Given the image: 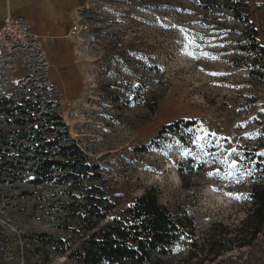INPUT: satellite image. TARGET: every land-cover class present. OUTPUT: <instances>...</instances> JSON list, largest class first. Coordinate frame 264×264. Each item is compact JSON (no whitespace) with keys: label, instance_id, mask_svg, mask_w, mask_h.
I'll use <instances>...</instances> for the list:
<instances>
[{"label":"rangeland","instance_id":"374dc122","mask_svg":"<svg viewBox=\"0 0 264 264\" xmlns=\"http://www.w3.org/2000/svg\"><path fill=\"white\" fill-rule=\"evenodd\" d=\"M242 1L264 46V0ZM227 3L88 0L78 14L80 70L62 85L49 71L0 53V101L11 102L0 106V165L18 161L0 166V264H81L47 241L63 239L71 250L81 249L90 235L69 217L68 186L37 184L30 162L3 143L18 130L16 106L25 99L45 110L56 102L71 137L101 168L104 180L86 184L106 190L115 204L110 218L153 188L162 204L194 219L196 239L168 255L154 254L158 264H264V235L248 246L232 241V250L213 262L204 246L247 216L264 169V81L250 73L253 34ZM185 35L216 58L187 55L199 49L185 47ZM186 121L197 124L185 127ZM231 149L239 167L225 178L230 169L220 160Z\"/></svg>","mask_w":264,"mask_h":264},{"label":"trees","instance_id":"16d2710c","mask_svg":"<svg viewBox=\"0 0 264 264\" xmlns=\"http://www.w3.org/2000/svg\"><path fill=\"white\" fill-rule=\"evenodd\" d=\"M226 8L251 30L253 35L249 37V48L254 54V61L250 73L264 81V46L257 39V30L245 10L244 2L228 0ZM10 103L4 99L0 101V106ZM53 104L57 105L55 101L47 102L45 110L39 101L25 99L16 106L17 115L22 118L13 123L18 130L11 131L13 137H3L7 139L3 141L5 145L22 153L25 163L30 162L37 184L47 182L68 186L67 194L71 199L67 204L69 217L79 221L90 232L81 249L71 250L63 239L48 240L52 248L62 254L68 252L81 264H158L154 254L168 255L179 243L196 239L194 219L185 211L175 213L162 204L153 188L138 196L121 216L110 218L115 204L106 190L96 184H86L104 180L101 168L89 160L71 137L63 116ZM7 111L12 113V109ZM183 122V119L178 120L160 133ZM196 124V121H186L184 126ZM16 163L18 161H2L0 166L8 168ZM180 172L184 176L183 171ZM257 180L250 192L251 207L239 226L211 235L205 241L206 256L212 262L232 250V241L247 240L241 246H248L264 235V169Z\"/></svg>","mask_w":264,"mask_h":264},{"label":"crops","instance_id":"0c3cea01","mask_svg":"<svg viewBox=\"0 0 264 264\" xmlns=\"http://www.w3.org/2000/svg\"><path fill=\"white\" fill-rule=\"evenodd\" d=\"M88 0H0V28L8 15L26 17L40 37L49 77L62 85L79 69V47L71 30Z\"/></svg>","mask_w":264,"mask_h":264},{"label":"built area","instance_id":"2783aa9c","mask_svg":"<svg viewBox=\"0 0 264 264\" xmlns=\"http://www.w3.org/2000/svg\"><path fill=\"white\" fill-rule=\"evenodd\" d=\"M81 28L79 20L76 19L72 34L77 35ZM0 53L11 62L31 63L40 71L49 70L40 37L26 17L8 15L5 18L0 28Z\"/></svg>","mask_w":264,"mask_h":264},{"label":"snow or ice","instance_id":"6c2138e0","mask_svg":"<svg viewBox=\"0 0 264 264\" xmlns=\"http://www.w3.org/2000/svg\"><path fill=\"white\" fill-rule=\"evenodd\" d=\"M181 31H184L183 29ZM200 40H203L205 43V46H213L212 45V38H205L203 36L199 37ZM185 40L187 41V44L185 45V47H195L196 49H199V51H188L186 54L191 56L194 59H199L201 57H205V58H211V59H215L216 57L211 56V54L207 51L203 50V47L199 44L196 43V38H189L187 35H185ZM179 42V41H178ZM212 75H216L217 73H211ZM215 135V134H213ZM200 139H203L202 137ZM218 147L221 148V150L223 151V146L222 145H218ZM203 150V149H202ZM235 149H231L227 155L223 156L220 160V163L224 164L226 167H228L230 169L229 172L225 173V178L229 177L230 175H232V171L231 170H235L239 167V163L237 160H233L231 159V156L233 153H235ZM205 155H208L207 152H205ZM218 155V154H217ZM209 176L212 175H219V170H217L215 173L213 172H209L208 173ZM228 195H232L231 193H229ZM237 199L241 198L240 196L236 197Z\"/></svg>","mask_w":264,"mask_h":264}]
</instances>
